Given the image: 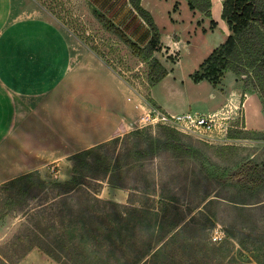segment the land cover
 <instances>
[{
	"label": "rangeland",
	"instance_id": "1",
	"mask_svg": "<svg viewBox=\"0 0 264 264\" xmlns=\"http://www.w3.org/2000/svg\"><path fill=\"white\" fill-rule=\"evenodd\" d=\"M25 1L35 2L74 45L100 58L150 103L147 62L133 55L91 11L106 15L142 46L144 38L139 35L145 30L148 36L150 31L127 0ZM142 5L160 35L176 31L170 37L182 42L177 51L157 52V60L168 66L179 60L181 79L194 86L183 87L177 102L186 100L191 105L188 111L206 113L215 105L214 90L206 94L209 83H195L188 75L223 37L218 31L203 34L212 29L210 22L202 27L201 17L192 20L199 13L191 12L184 0H143ZM167 127L137 124L120 137L115 146L120 154L124 148L145 153L115 173L121 199L110 196L118 188L106 180L100 185L84 181L86 188L69 196L58 195L55 183L47 182L43 190L34 188L8 203L0 187V214L8 204L15 206L0 216V260L7 264H264V179L246 186L236 179L247 162L264 161V138L255 135L212 145L178 132L190 153H173L163 147ZM217 229L224 238L213 242ZM173 234L177 238L168 242Z\"/></svg>",
	"mask_w": 264,
	"mask_h": 264
},
{
	"label": "crops",
	"instance_id": "2",
	"mask_svg": "<svg viewBox=\"0 0 264 264\" xmlns=\"http://www.w3.org/2000/svg\"><path fill=\"white\" fill-rule=\"evenodd\" d=\"M198 17L202 27L210 22L200 14L192 20ZM211 19L215 27L203 34L218 31L224 42L229 30L221 19V0H211ZM142 31L144 45L150 34ZM174 32L160 35L162 51L183 47L170 37ZM161 64L167 75L149 87L152 105L141 104L121 75L74 45L35 2L0 0V187L33 172L45 183L66 182L72 175L70 157L129 133L149 105L168 115L187 112L189 102L176 98L183 87H194L192 82L181 79L179 60ZM227 74L220 87L206 86V94L214 90L215 105L203 115L225 120L232 130L264 132L258 94ZM112 190L110 196L121 199V190Z\"/></svg>",
	"mask_w": 264,
	"mask_h": 264
},
{
	"label": "trees",
	"instance_id": "3",
	"mask_svg": "<svg viewBox=\"0 0 264 264\" xmlns=\"http://www.w3.org/2000/svg\"><path fill=\"white\" fill-rule=\"evenodd\" d=\"M127 1L134 13L150 31V37L144 46L135 43L123 29L97 9L92 8V15L108 32L125 44L133 55L147 62V78L151 85H155L167 75V70L154 56L162 49L159 29L150 12L142 6L141 0ZM184 1L191 12L199 13L201 16L210 19L211 28L215 27V23L211 19V0ZM221 19L226 23L229 35L224 42L210 52L189 77L195 83L207 81L214 88H217L221 86L225 74L231 72L242 82L244 90L249 89L258 94L264 109V0H221ZM165 129L166 138L163 147L166 150L173 153H190L181 143L180 134L177 131L169 127ZM262 133L264 132L228 130V136L232 139L252 138L255 135L264 138ZM120 141H122L120 138H115L70 157L72 175L64 183L54 184V188L59 189L58 195L69 196L81 193L82 188L85 187L84 181H93L100 185L106 180L110 187L120 188L121 186L115 180V173L124 165H129L131 161L137 162L145 156L142 150L133 148H124L123 154H120L115 147ZM107 147L109 149H106ZM236 179L242 186L260 183L264 179V161L259 163L247 162L246 166L236 174ZM44 185L45 182L40 175L33 172L15 178L3 184L1 188L4 194H7L5 200L8 203L23 198L34 188L43 190ZM68 198L71 199V196ZM65 203L69 204L67 201ZM13 207H15L13 204L5 206L6 209L1 212L0 216L5 217ZM162 211L167 212V209L164 208ZM175 226L176 224H173L171 227L174 228ZM177 235L173 234L168 242L176 239ZM37 248L55 260L49 252L41 247ZM26 251L22 255H25ZM55 261L57 262V260ZM0 264L7 263L0 260Z\"/></svg>",
	"mask_w": 264,
	"mask_h": 264
},
{
	"label": "built area",
	"instance_id": "4",
	"mask_svg": "<svg viewBox=\"0 0 264 264\" xmlns=\"http://www.w3.org/2000/svg\"><path fill=\"white\" fill-rule=\"evenodd\" d=\"M132 93L133 96L139 99L141 104L146 102L137 90L132 89ZM131 100V97L127 98V101ZM141 104H135V109H138ZM137 123L141 126L158 124L168 126L186 136L212 145H226L237 141L228 136V130L231 128L225 120L191 111L178 115H168L149 105L139 115ZM223 238V233L218 229L211 236L213 242H219Z\"/></svg>",
	"mask_w": 264,
	"mask_h": 264
}]
</instances>
